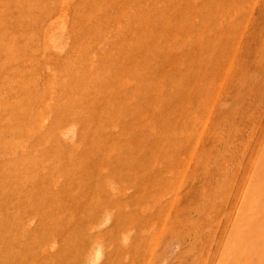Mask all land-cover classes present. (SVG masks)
<instances>
[{"label":"rangeland","instance_id":"1","mask_svg":"<svg viewBox=\"0 0 264 264\" xmlns=\"http://www.w3.org/2000/svg\"><path fill=\"white\" fill-rule=\"evenodd\" d=\"M0 264H264V0H0Z\"/></svg>","mask_w":264,"mask_h":264}]
</instances>
